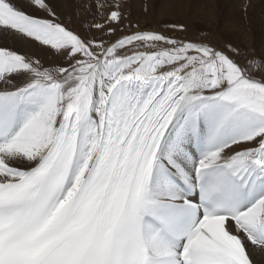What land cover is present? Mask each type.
Wrapping results in <instances>:
<instances>
[{
	"label": "snow or ice",
	"instance_id": "6c2138e0",
	"mask_svg": "<svg viewBox=\"0 0 264 264\" xmlns=\"http://www.w3.org/2000/svg\"><path fill=\"white\" fill-rule=\"evenodd\" d=\"M87 7L0 0V264H258L264 62Z\"/></svg>",
	"mask_w": 264,
	"mask_h": 264
},
{
	"label": "rangeland",
	"instance_id": "374dc122",
	"mask_svg": "<svg viewBox=\"0 0 264 264\" xmlns=\"http://www.w3.org/2000/svg\"><path fill=\"white\" fill-rule=\"evenodd\" d=\"M69 1V2H68ZM71 0H57L56 6L61 5V11L58 12L61 19L65 23H70L72 18L79 19L80 26L81 24H86L92 18V11L86 10L87 3H90L91 0H86L79 2V5H76L75 1ZM134 0H120L123 5V12L125 15L124 25H139L141 29L149 30V31H158L162 34L170 36L172 38L184 40V41H193L197 43H205L210 46L215 47L218 50H223L229 55H233L230 51L229 45L232 48L239 50V55L234 56L235 59L239 60L241 65H248L250 60H257L264 62V42L262 38L258 37L264 34V29L261 26H264V0H246L247 6H253L256 10V17L253 21L258 22V28H255V32L253 35H256V43H253L252 47L249 49L243 42L234 41L229 39V36L224 33L227 29L224 27V19L223 16H219L218 20L210 25L208 28L204 25V22H200L199 19L193 18L195 13H199L203 10V6L200 5L195 0H188L185 6H187L188 11L187 15L179 18L171 19L170 17L167 18L166 13H160L159 9L162 4L163 0H154L153 2L146 3L140 2L139 5L143 7L139 9V13H136L132 10L131 4ZM232 1V0H228ZM80 5H84L85 8L81 7ZM189 6V7H188ZM58 11V7L56 8ZM166 9L168 11L174 9L172 4L167 5ZM191 12H190V11ZM71 14V18L67 17V14ZM137 15V16H136ZM140 16V17H139ZM151 17L147 24H142L144 20L143 17ZM149 17V18H150ZM250 25L253 28V24L250 20H248ZM200 23V24H199ZM184 25V30L181 31L179 29H172L170 25ZM191 25V26H190ZM79 26V27H80ZM250 27V26H249ZM207 32V33H205ZM206 35V36H205ZM30 40V39H29ZM31 41V40H30ZM36 47L44 53L45 56H37L41 59V61L45 64V66H57L61 64L63 61L60 59V62L56 61V55H54L51 51H46L38 45L37 42L31 41ZM0 44L8 47V42L4 39L3 35H0ZM259 44V45H257ZM259 46V47H258ZM32 56V55H29ZM35 58V56H33ZM259 78V77H257Z\"/></svg>",
	"mask_w": 264,
	"mask_h": 264
},
{
	"label": "bare ground",
	"instance_id": "6f19581e",
	"mask_svg": "<svg viewBox=\"0 0 264 264\" xmlns=\"http://www.w3.org/2000/svg\"><path fill=\"white\" fill-rule=\"evenodd\" d=\"M71 1H75L76 5H79V2L82 1L86 2V0H71ZM153 1L154 0H134L131 4L132 10L135 11L136 13H139L138 10L143 7V5L142 6L139 5L140 2L146 3L148 5ZM195 1L203 6L204 11L195 13V15H193V18L196 17V19H199L201 23L204 22L205 23L204 25L207 28L213 23H215L218 20L219 16L222 15L225 21L224 27L225 29H227L226 31H224V33L229 36V39L234 41H239L241 43L243 42L249 49L252 47L253 43H256V35L253 34L255 32V28H258V22L253 21V19H255L257 14L253 6L246 5V0H232L229 2L228 0H195ZM187 2L188 0H163L162 4L159 5L160 6L159 11L162 14L166 13L165 16H167V18L170 17L171 19H174V18L183 17L184 15L185 16L187 15L188 8L187 6H185ZM53 3L56 5L57 0H53ZM168 3L172 4L174 6V9L168 11L166 9ZM88 4L89 3H87V5ZM61 5L62 4L56 6V8L58 7V12L61 11L60 8ZM80 6L85 8L84 5H80ZM86 10L91 11V9H89L88 7L86 8ZM67 17L71 18V14L70 13L67 14ZM149 17L148 16L143 17L144 20L142 21V24L145 25L149 23L148 21L151 19V17L150 18ZM72 19L73 20L70 21V23L75 21V25L79 27L80 26L79 19L78 20L76 18L75 19L72 18ZM248 20H250L251 23L253 24V28ZM261 27L264 29V26ZM3 37L8 42L10 49L17 50L18 52L26 55H32L35 57L37 56L46 57V55L42 53L43 51L41 52L36 47V45H34L29 40V38H23L19 35L12 33L4 34ZM259 38H262L264 42V34L260 35L258 39ZM0 46L3 45L0 44ZM60 59L62 60L61 57L56 56L57 62L58 61L60 62ZM256 259L258 261V264H264V255H261L259 252H257Z\"/></svg>",
	"mask_w": 264,
	"mask_h": 264
}]
</instances>
